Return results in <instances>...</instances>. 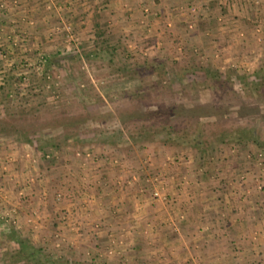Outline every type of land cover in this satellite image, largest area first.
<instances>
[{
  "label": "rangeland",
  "instance_id": "374dc122",
  "mask_svg": "<svg viewBox=\"0 0 264 264\" xmlns=\"http://www.w3.org/2000/svg\"><path fill=\"white\" fill-rule=\"evenodd\" d=\"M256 140L264 0H0V264H264Z\"/></svg>",
  "mask_w": 264,
  "mask_h": 264
},
{
  "label": "trees",
  "instance_id": "16d2710c",
  "mask_svg": "<svg viewBox=\"0 0 264 264\" xmlns=\"http://www.w3.org/2000/svg\"><path fill=\"white\" fill-rule=\"evenodd\" d=\"M195 74V73H194ZM191 73V75H194ZM196 76V74L194 75ZM262 76V75H261ZM197 108H192L189 110L191 112V115L187 117L195 118L196 121L201 118H212L213 114L206 113L201 110L200 105H196ZM204 108V107H202ZM212 109V107H211ZM176 109L168 108V107H157L155 110H147V111H136L131 115H126L123 118H121V123H126L128 120V117H131L133 121H145L154 118L162 119V131L163 133H158L159 140L161 141L163 146H171L172 144H179V141H186L193 147H202V152H204L205 146L204 140H202V137L200 136V130L196 129L194 131L189 130L188 128L183 129H177L175 130L173 120L176 119ZM179 114V113H177ZM248 135L247 137L251 135V132H253L252 128H245ZM110 134L106 137H102V140L105 141L108 138H111V143L114 144L118 142L119 136L121 134L119 129H115L114 132H109ZM257 145V149L260 152H263L264 155V140L262 141H255ZM21 254H24L25 262L26 264H56L55 262L48 263L43 256L40 257L39 253L37 252V249L35 248H29L25 245L22 246V248L19 250ZM74 264H86V263H79L75 262Z\"/></svg>",
  "mask_w": 264,
  "mask_h": 264
},
{
  "label": "crops",
  "instance_id": "0c3cea01",
  "mask_svg": "<svg viewBox=\"0 0 264 264\" xmlns=\"http://www.w3.org/2000/svg\"><path fill=\"white\" fill-rule=\"evenodd\" d=\"M109 10L114 11V9H111V8H110ZM188 211H189L188 213H189L190 216H191V213H192V212H191L190 210H188ZM196 213H197V212H196ZM196 213H195V214H196ZM189 214H188V216H189ZM202 214H204V213H200V212H199L198 216L200 217Z\"/></svg>",
  "mask_w": 264,
  "mask_h": 264
}]
</instances>
